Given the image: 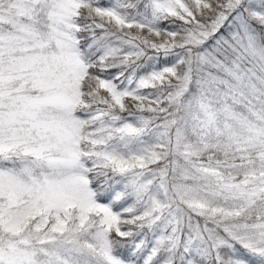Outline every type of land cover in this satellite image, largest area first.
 <instances>
[{
	"label": "snow or ice",
	"instance_id": "1",
	"mask_svg": "<svg viewBox=\"0 0 264 264\" xmlns=\"http://www.w3.org/2000/svg\"><path fill=\"white\" fill-rule=\"evenodd\" d=\"M0 264H264V0H0Z\"/></svg>",
	"mask_w": 264,
	"mask_h": 264
}]
</instances>
